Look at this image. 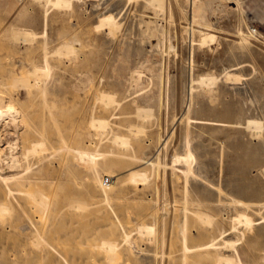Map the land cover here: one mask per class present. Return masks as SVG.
<instances>
[{
	"label": "rangeland",
	"instance_id": "1",
	"mask_svg": "<svg viewBox=\"0 0 264 264\" xmlns=\"http://www.w3.org/2000/svg\"><path fill=\"white\" fill-rule=\"evenodd\" d=\"M147 1L151 3L74 0L70 9L49 8L45 25L42 1L0 0V65L20 59L38 63L45 47L41 36L44 26L50 50L59 46V33H68L66 40L74 34L82 47L76 58L67 50L59 57L57 52L50 53L55 66L48 76L22 73L16 63L14 72L6 74L0 66V81L5 84L0 88L29 113L31 125L45 132L50 139L48 147H61L64 141L94 152L119 151L109 157L114 164L100 168L102 177L115 174L109 202H105L98 182L89 186L93 169L84 160L64 149L67 147L55 150V156L50 153L51 158L42 162L48 178L42 185L48 194L47 213L42 216L37 202L26 203L33 225L19 208L12 215L1 214L0 264H210V259L198 261L195 252L181 257L179 225L183 201L188 197L193 200L188 204V245L200 244L210 233L198 229L200 221V225H208L203 219L195 220L193 210L214 214L225 229L230 228L237 212H246L255 226L236 242L237 249L247 264L264 263V231L259 230L264 226V201H249L234 190L235 178H251L256 188L264 189V0H160V7ZM107 10L119 20L114 33L95 29L98 14ZM148 22L151 33L145 31ZM29 32L34 33V39L27 36ZM209 32L214 38L201 43V36ZM21 37L29 41L23 42ZM21 75L25 81L40 80L44 95L26 85L21 90ZM14 76L20 79L15 87L9 85L15 83ZM198 77L208 81L203 79L204 84H200ZM101 94L113 98L108 101ZM136 108L139 117L134 116ZM93 118L108 120L110 127L104 131L98 125L90 127ZM249 119L261 122L260 132L248 125ZM110 128L130 139L127 149L122 151L111 141ZM186 129L191 132L188 148L191 146L194 155L189 195L183 189L182 162L164 168L141 164L139 159L152 156L165 139L166 161L170 162L187 148ZM36 135L40 137L34 132L31 137ZM138 142L149 146L145 153L137 150ZM245 143L262 149L254 164L242 157ZM51 148L42 154L54 150ZM36 155H29L26 162L36 163ZM128 168L142 169L146 177L131 179ZM10 215L20 226L15 232L9 226ZM143 223L156 226L155 231L149 235L138 231ZM21 225L27 227L23 230ZM123 230L131 233L129 244L123 241ZM39 231L45 234V246L40 243ZM224 237L233 240L237 236L228 230ZM217 240L223 241L220 237ZM219 246L223 254L233 255V247ZM105 254L117 257L110 263Z\"/></svg>",
	"mask_w": 264,
	"mask_h": 264
},
{
	"label": "bare ground",
	"instance_id": "2",
	"mask_svg": "<svg viewBox=\"0 0 264 264\" xmlns=\"http://www.w3.org/2000/svg\"><path fill=\"white\" fill-rule=\"evenodd\" d=\"M37 1H39V2L42 1L43 6L45 7V8L43 7L45 9L43 12V15L45 17L44 18V21H45L44 24L45 25H46L47 19H48V11H49L48 9L49 8L53 7V8H58V9L59 8L70 9L74 5V0H37ZM150 1H151V3L150 2L148 3V1H147V3L150 4L151 6L154 4V3L152 4V2H156V3H159L158 7H160L159 6L160 0H150ZM104 2H105V0H104ZM106 2H107V0H106ZM193 3H194V1H193ZM101 4H100V6H101ZM95 5L96 4H94V6ZM143 6H145V5L143 4ZM98 7H99V2H98ZM95 9H93V10H95ZM149 22L147 24V30H145V31H147L148 33H151L153 30L151 27V23H149ZM155 22H156V20H155ZM143 24H144V22H143ZM152 24H153V21H152ZM119 26H120L119 20L116 18V15L114 13L108 11V12H101L98 14L97 22L95 24V29H97V30L106 29L109 31V33H114L117 31ZM155 29H156V26H155ZM185 30H186V28H185ZM12 31H14V30H12ZM47 31H48L47 26H44V29L42 31L41 36L43 37V44L45 45V47L42 48L43 51L41 53L42 56H41L40 61L38 63H33V60H32L31 61L32 63H28V62H24L22 59H20V60H16V62H14V63L1 64L0 66H2L4 69H6V74L14 72L13 66L16 63L18 65V68L22 70V73L30 71L31 74H36V73L40 72V73H42V74L44 73L45 75L48 76L51 73V71L53 70V67L55 66V64H53V62H52V58H51L52 55L50 53H52V52L56 53L57 52L58 55L56 54V57L57 56L59 57V54L62 55L61 52L63 50L64 51L67 50L66 52L68 54L72 55L73 57L76 58L79 56V53L82 51V49H81L82 47H81L80 41L76 38V36L74 34H72L70 36V38H68V40H66V36L68 35V33H59V35H58L59 46L50 50L49 48H47V45H48ZM155 31L153 32V34H155ZM16 33H18V32L15 31V34H14L15 36L17 35ZM21 33H20V36H21ZM109 33H107V34H109ZM157 33H158V31H157ZM28 34H29L30 40L34 39V36H35L34 33L29 32V33H27V36H28ZM241 34L243 36H245L243 34V32H241ZM14 35H13V37H15ZM214 35L215 34H213L211 32L202 35L201 36V41H202L201 43H205L208 40L209 41L212 40L214 38ZM19 38L17 37V39H19ZM21 38L23 39V42L25 40L29 41L28 37H21ZM13 40H14V38H13ZM15 41H16V38H15ZM78 41H79V45L77 44ZM242 41H243V43H245V42L247 43V41L243 40V38H242ZM20 42H21V40H20ZM21 45H23V44H21ZM63 55H65V54H63ZM57 60H58V58H57ZM5 61H7V60H5ZM26 66H29V67L27 68ZM25 67L27 69H25ZM27 73H29V72H27ZM27 73H26V76L24 78L27 77ZM16 75H19V74L16 73ZM22 75L20 77H21V79H22L21 81H23L24 85L22 83H20L19 88H21V90L26 85L30 90L33 89L34 92H38V91L42 92V95H44L43 93L45 92V89H44V87H42L39 84L40 80H35L33 82H31L29 80L25 81V79L22 78L23 77ZM45 75H44V77H45ZM41 77H43V76L41 75ZM14 78H15L14 79L15 83H13V81H12V83L9 84L10 86L12 85L13 87H15L16 82L20 81V79H18V81H17V77L14 76ZM198 78L200 79L201 77H198ZM203 79L208 81L207 77L206 78L204 77V78H202V80L200 79L201 80V82L199 81L200 84L201 83L204 84ZM211 79L214 80V78L212 76H211ZM211 79L209 78V80H211ZM3 84L4 83L0 81V85H3ZM18 84L16 86H18ZM21 84L23 86H21ZM43 84H44V82H43ZM15 89H17V88H15ZM47 90H49V89H47ZM54 90H56V89H54ZM16 92H18V91H16ZM100 96H105L107 98V95H105V94H103V95L101 94ZM111 96L113 98V95H111ZM111 96H108V98H107L108 101H109V99H111L110 98ZM42 100H43V98H42ZM99 100H100V98H99ZM112 102H114V101L110 100V103H112ZM136 110H137V112L134 116L137 115V117H139L140 116V114L138 113L139 111L137 108H136ZM143 111L145 112L146 110L143 109ZM143 111H142V114H144ZM149 111H150V109H149ZM42 112H43V110H42ZM86 113H87V111H86ZM48 114H49V118H51V120H52L51 114L50 113H48ZM138 114H139V116H138ZM147 115H148V113H147ZM149 115H150V113H149ZM28 116H29V113L26 110H24V108L21 109L20 106H18L15 99L13 98V95L9 92H6V90H4V88H0V216H1V214L3 215V213L11 214L12 212H15L14 209L19 208L21 215H24L25 218H27L28 221L31 222V224L33 225L34 221H32V218L29 217L30 211L28 212V210L26 209L28 207H25L26 203H28V202H37V204L40 206L39 208L41 210L42 216H44L43 213L45 212V209L47 210V208L49 207V200H48V194H46L45 191L43 190L44 188H42L44 181L46 179H48L46 177V175H44L46 167L42 164V162L46 158H51V157H48V155L50 153H51V155L53 154V156H55L54 154L56 152H58L60 150V148H64V147H67L64 149H67V150L69 149L70 152H73L72 154L75 153V157L77 159L81 160L82 162L84 160V162L90 167V169H93L92 170L93 175L91 177L92 179L89 182V186L94 187L95 181L98 182V185L100 187V191L104 195V199L106 200L105 202H107V201L109 202L108 199L112 198V197H110L111 191H113L114 186L116 184V179H113L115 177V174L112 175L110 173H107L108 175H106L105 177H102L101 176L102 172H101L100 168L109 167L112 164H114L113 159H110L109 157L113 156L115 154H119V151L113 150V148H111L109 151L94 152V150L91 151V150L87 149L86 147L71 146L70 144H66V142L63 141V144L61 147L51 146L52 148H54V150H51L46 155L42 154V153H44L45 149L47 151V149L51 148V147L47 146V143L50 139L47 140V138H46L47 135L45 134V132L41 133L37 127H34L33 125H31L29 123ZM55 121H56V119H55ZM90 121H89L91 123L90 127H92V126L95 127L96 125H98L99 128L101 127V129L103 130L107 126H109V121L104 119V118H97V119L93 118ZM22 125L24 126L23 128H22ZM248 125H250V126L253 125L252 128L256 129L257 132L261 131L262 126H261V122H259V121L249 119ZM26 126H29V127H26ZM246 126H247V122H246ZM43 128H44V126H43ZM110 129H111L110 132H112V140L111 141L116 146L118 145L117 147L121 148L122 151L124 150V148L127 149L126 147H128L130 139L128 140L127 137L125 138L123 135L113 132L114 130H112V128H110ZM139 129H141V128H139ZM41 131H42V129H41ZM33 132L40 135V137H38L37 135H36L37 138L31 137ZM185 132L186 133L184 134V137H186L185 139H187V141L184 140V142L186 143L184 146L185 147L187 146V148L185 149L184 153L172 156L173 158H172V160L170 158V162L166 161V152L167 151L165 149V145H166L165 139H163L162 142L160 141V144L156 148V152L154 154H152V156L147 157L146 159H144V158H139V159L141 161L140 162L141 164L147 163V165H150L152 167L163 166L164 168H166L169 165V163H172V165H174L176 162H179V163L182 162V164L184 165V168L181 170V172H182L181 176H182L183 181H184L183 189H184V192H186V194L189 195L190 192H189V189L187 188V184L189 182V178L191 177L190 174H193V167H192L191 163L194 161V155H192L193 150L190 148L191 146L188 148L189 142H190L189 141V134L191 132H189V129H186ZM6 134H8L9 136L11 135L12 137L11 138L9 136L7 137ZM102 135H104V134H102ZM135 137H136V133H135ZM135 137H132V139H134ZM261 146H262V144H261ZM148 148H149V146L144 145L140 142H138V144H137V150L141 151L142 153H145ZM189 149L192 152H190ZM54 151H55V153H54ZM261 151H262V149L260 147L257 149H252L250 144L245 143V145L243 147L242 157L243 158L248 157L250 162L254 164L257 162L256 161L258 159L257 155H259V156L262 155ZM121 153L122 152H120V154ZM33 154L34 155L40 154L38 156L36 155L38 157L37 158L38 161L36 163L29 164L28 162H26V159L28 158L29 155H33ZM74 166H76V165L73 164L72 167L74 168ZM67 168H68V170H71V164H68ZM128 170H129V172L131 171V173H130L131 179L133 177L137 176L140 178L142 177L141 179L143 180V177H146V172L142 169L133 170L131 168H128ZM170 170H173V169L171 168ZM243 170H245V169H243ZM66 172H67V170H66ZM129 177H130V175H129ZM106 179H107V182H106ZM234 181L236 184L234 186V190L237 191L238 193H240L241 195H246L247 196L246 199H248L249 201H251V200H256L258 202L264 201V189L256 188L254 186V180L253 179H251V178H248V179L235 178ZM201 194L205 195L206 192H202ZM184 199L185 200L183 202L185 204L183 207V211H184L183 212V218L181 220V224L179 225V226H181L180 231H182L181 232V237H182V243H181L182 255H181V257L183 259H185L187 257V255L189 254V252H195V256H197L199 258L198 261H202V260L208 261L210 259V261H211L210 264L211 263L212 264H247L246 261L241 258V256H240L241 253H239V251L237 249L236 242L238 240H240L242 237L244 238L245 235L247 234L246 233L247 231L251 232V230L254 229V226H255L254 222H253L254 219L246 212H237V214H235V216L232 217L233 219L231 220L232 222H231L230 228L225 229L221 225L222 220L220 218L216 217L214 214L212 216L208 215V214L203 215L201 213H204V212H200L199 209L193 210L192 212H194V214H195L194 219H195V217H196L195 220L200 221V219L201 220L203 219V220H205L204 222H206V224L208 225L207 227L204 226V224L202 226V225H200V224H202V221H200L198 229L201 231H205V232L210 231V233H209V236L207 237V239L205 241L201 242L200 244L188 245L187 244V235H186V233L188 232L187 231V229H188V215H187V213L189 210L188 204H189V202H191L193 200L191 198L189 199V197H188V199L187 198H184ZM233 201L239 202L244 206L250 205L247 201L246 202L241 201L240 199H238V200L233 199ZM76 202H78V201H76ZM197 202L199 203L200 201L197 200ZM76 205H78V204H75V207H76ZM262 205H264V202H262ZM80 207L82 209L83 206H80ZM81 209H80V212H81ZM195 209H197V207ZM46 213L47 212H45V214ZM82 213H83V211H82ZM191 214L194 215L193 213H191ZM11 215H10V217H11ZM24 216H22V217H24ZM11 219L12 220L10 221L9 226H10L11 231L15 232V230L16 229L18 230V227H20V226H17L18 222L13 220L12 217H11ZM42 219H43V217H42ZM194 219H193V221H194ZM262 219H264V218H262ZM239 223H242L243 227L239 228L238 227L239 225L237 226V224H239ZM21 226L23 227L22 228L23 230L27 227V226L25 227L23 225H21ZM155 228H156V226H154V225H148V224L146 225L143 223L142 225L140 224L137 229H138V231L139 230L140 231H146L149 235V233L152 234L155 231ZM37 229H38V227L35 228V230H37ZM228 230H230L231 232H234L237 237L233 240H230L229 238H225L224 235H225V233H227ZM259 230L264 231V226H262ZM146 232H144V233H146ZM39 233H41V232L39 231ZM122 233H123L122 234L123 241L127 242L131 233L129 234V232H127L125 230H123ZM42 234L43 233H41V235H39L40 236L39 240H41V242L40 241L39 242L42 244V241H43V244L45 246V244H47V240L44 238L45 234H43V235ZM218 237L223 239V241L219 242L217 240ZM219 244H222L223 247H225L227 245H229V247H231V248L233 247L232 249H234L235 254L233 253L232 256L223 254V252H221L219 249V247H220ZM131 249H132V246H131ZM11 252L13 253V251H11ZM105 257H106V260L111 263L117 257V255H115L113 257H108L105 254ZM262 258H264V257H262ZM182 262L183 261L181 260V263ZM262 262H264V261H262ZM262 264H264V263H262Z\"/></svg>",
	"mask_w": 264,
	"mask_h": 264
},
{
	"label": "built area",
	"instance_id": "3",
	"mask_svg": "<svg viewBox=\"0 0 264 264\" xmlns=\"http://www.w3.org/2000/svg\"><path fill=\"white\" fill-rule=\"evenodd\" d=\"M106 182H107V179H106Z\"/></svg>",
	"mask_w": 264,
	"mask_h": 264
}]
</instances>
